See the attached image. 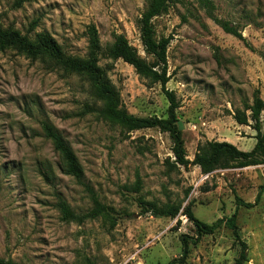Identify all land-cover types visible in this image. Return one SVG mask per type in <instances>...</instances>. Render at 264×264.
Wrapping results in <instances>:
<instances>
[{"label": "rangeland", "instance_id": "obj_1", "mask_svg": "<svg viewBox=\"0 0 264 264\" xmlns=\"http://www.w3.org/2000/svg\"><path fill=\"white\" fill-rule=\"evenodd\" d=\"M0 0V28L32 41L48 34L69 57L87 59L95 28L99 66L139 119H167L169 103L160 85L110 56L115 36L124 35L142 59L139 22L147 0ZM227 24L244 42L227 33ZM157 40L170 39L167 89L180 104L178 118L187 159L207 142L229 143L252 152L257 141L234 115L264 101V0H182L153 21ZM88 78L65 73L50 59L31 60L0 49V259L15 264H171L182 256L181 238L195 237L184 216L144 214L141 202L158 208L192 206L206 225L237 213L246 264H264V165L205 174L190 165L173 170L168 134L158 129L128 132L104 118ZM250 114V113H248ZM264 130V116L262 117ZM51 125L69 145L83 172L66 174L46 137ZM114 211L103 218L65 222L60 203L76 216L94 210V200ZM241 204V207H239ZM252 205L253 208H247ZM241 252L222 225L190 246L186 264H236Z\"/></svg>", "mask_w": 264, "mask_h": 264}, {"label": "trees", "instance_id": "obj_2", "mask_svg": "<svg viewBox=\"0 0 264 264\" xmlns=\"http://www.w3.org/2000/svg\"><path fill=\"white\" fill-rule=\"evenodd\" d=\"M34 0H19L18 5L32 2ZM182 0H147V11L139 22V30L142 46L145 53L154 59V64H148L142 59L138 50L134 48L124 35L115 36L114 44L110 51L113 60H122L125 64L134 68L136 74L153 85H160L162 92L166 97L169 108L167 119H139L130 115L123 104L118 90L109 79L105 70L99 66V53L101 45L98 33L95 28L89 32L90 55L87 59H77L67 56L56 42L48 34H40L35 40L22 35L17 31L4 30L0 28V49L13 48L18 53L31 60L42 58L50 59L58 68L67 74L79 75L88 78L92 85V93L95 99L104 104L102 115L110 122H113L128 132H137L147 129H158L168 134L173 144V155L175 161H167V165L173 169L186 168L190 165L199 167L203 173L211 174L218 170H229L235 165L240 168L255 167L264 165V130L262 117L264 116V101L260 97V92L256 91L253 105H246L244 111H237L234 120L239 126L250 127L256 132L257 145L252 152H242L237 147L229 143L207 142L198 147L195 159L190 162L183 141V131L178 118L180 104L176 94L167 89L171 80L168 75V49L171 40H157L153 27V21L168 12L172 4L179 3ZM222 28L229 34L244 42V38L235 28H230L227 24H221ZM250 113V114H248ZM44 131L46 137L52 141L55 150L60 154L66 174L82 181L83 172L78 160L61 137V135L49 124H45ZM264 195V185L260 187V196ZM95 208L93 211L83 215L76 216L69 206L61 202L60 210L65 222H74L83 224L86 221L103 218L115 226L114 211L94 200ZM144 214H152L155 217L176 219L178 216L186 217L195 228V237L183 236L181 242L183 245L182 256L179 260L171 264H186L189 257L190 246L197 245L203 236H212L216 231L225 225L233 234L235 243L240 245L241 252L236 264H246L248 262V247L241 240L239 235L237 213L230 218L218 221L214 225H206L199 221L192 211V206H188L181 213V208L176 206H166L161 209L154 204L140 203ZM241 207V204H239ZM247 208H253L252 205H246ZM0 264H15L12 261H3Z\"/></svg>", "mask_w": 264, "mask_h": 264}]
</instances>
